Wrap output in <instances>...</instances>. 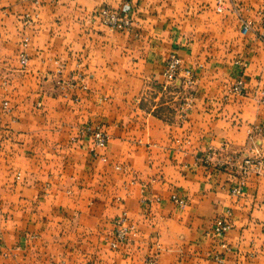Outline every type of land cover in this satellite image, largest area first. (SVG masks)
Masks as SVG:
<instances>
[{
	"label": "crops",
	"instance_id": "0c3cea01",
	"mask_svg": "<svg viewBox=\"0 0 264 264\" xmlns=\"http://www.w3.org/2000/svg\"><path fill=\"white\" fill-rule=\"evenodd\" d=\"M263 16L264 0H0V264H264ZM171 55L195 85L175 82L188 105L166 119L145 101Z\"/></svg>",
	"mask_w": 264,
	"mask_h": 264
},
{
	"label": "built area",
	"instance_id": "2783aa9c",
	"mask_svg": "<svg viewBox=\"0 0 264 264\" xmlns=\"http://www.w3.org/2000/svg\"><path fill=\"white\" fill-rule=\"evenodd\" d=\"M35 3L38 0H34ZM231 2V1H230ZM223 0H217V11L221 12V5ZM233 12H235L234 7L232 8ZM98 18L101 24L109 31V32H124L130 30L131 27V20L125 14H119L115 11H112L108 8H102L98 12ZM28 19V18H27ZM253 29V22L251 20H241V33L246 35L252 32ZM257 39L264 42V16L262 17L260 30L257 34ZM26 42L23 43L25 46ZM19 63L21 69H25L28 64V57L22 51L19 53ZM165 77L168 80H181V84L184 88H191L195 85V80L192 73L189 70H184L181 66L180 60L175 56L171 55L165 65ZM244 92V86L241 81L236 82L233 88L230 90L231 94L241 95ZM264 101V94H263ZM187 106V102L183 104ZM260 131V130H258ZM80 135L83 137H88L94 148L103 150L107 146L108 142V135L102 131L98 127H90L87 126L80 131ZM102 160L105 161V158L102 157ZM260 163H257L254 166V169L258 170ZM246 167V166H244ZM243 167V168H244ZM242 168L243 174L247 173L246 169ZM19 178V175L17 176ZM242 182L240 183V186ZM233 195H240L241 189L237 187L236 189L232 190L231 192ZM115 230L113 232L111 241L109 242V246L113 250H117L119 246L127 240V234L129 232V224L126 213H122V215L117 219ZM230 229V225L224 220V218H218L215 220L212 228V232L215 236H223L225 235ZM219 263H222V260L218 257L215 258ZM152 264V263H151Z\"/></svg>",
	"mask_w": 264,
	"mask_h": 264
},
{
	"label": "rangeland",
	"instance_id": "374dc122",
	"mask_svg": "<svg viewBox=\"0 0 264 264\" xmlns=\"http://www.w3.org/2000/svg\"><path fill=\"white\" fill-rule=\"evenodd\" d=\"M176 81H178L179 84L182 86L180 79L168 80L167 77H166V80L164 81L163 84L154 83V84H151L149 86V88L147 89V95H146L145 103L147 105H149L150 103L153 102V99H156L158 96H161L160 99L157 101L158 104H160V105L166 104V105H164V106L159 108V110H160L159 113L160 114L162 113L165 116L166 119H170L171 117H173L172 116L173 112L174 113H178V115H179V112H180L179 108L185 103L183 98L182 99L178 98L175 101H173L171 99L173 97V95H174V92L177 91V90L174 89V84H175ZM191 88H184V90H189ZM262 100H263V97H262ZM262 100H261V102L264 103V101H262ZM181 115H183V113ZM243 167H244V165H242L241 170H242ZM247 168L248 167H244L243 169H247Z\"/></svg>",
	"mask_w": 264,
	"mask_h": 264
}]
</instances>
